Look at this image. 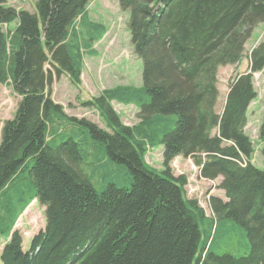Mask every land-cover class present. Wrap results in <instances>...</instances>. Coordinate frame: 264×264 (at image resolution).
Wrapping results in <instances>:
<instances>
[{"label": "trees", "instance_id": "obj_1", "mask_svg": "<svg viewBox=\"0 0 264 264\" xmlns=\"http://www.w3.org/2000/svg\"><path fill=\"white\" fill-rule=\"evenodd\" d=\"M89 2L36 0L30 13L0 0V88L20 97L0 133L1 264H264V169L251 162L245 132L264 33L215 111L217 70L239 65L264 24V0H118L142 84L82 102L110 132L66 115L48 91L53 72L79 86L83 56L97 55L92 46L106 28L88 17ZM111 101L135 105L139 121L123 125ZM259 139L264 144V114ZM157 145L159 172L144 161ZM178 156L191 158L200 178H221L226 201L209 198L211 218L185 196L186 176L172 174ZM34 199L46 226L23 251L13 227ZM235 234L247 253H221Z\"/></svg>", "mask_w": 264, "mask_h": 264}, {"label": "rangeland", "instance_id": "obj_2", "mask_svg": "<svg viewBox=\"0 0 264 264\" xmlns=\"http://www.w3.org/2000/svg\"><path fill=\"white\" fill-rule=\"evenodd\" d=\"M35 1L7 0V5L17 10L24 9L30 13H35ZM87 12L91 21L98 22L106 28L104 36L92 46L97 55L83 56V70L79 86H75L67 74L63 73L59 78H56L53 72L52 82L48 87V91L52 101L59 104L66 115L85 118L95 123L99 128L110 132L99 111L94 107L83 106L82 102L98 97L103 90L114 88L118 85L140 86L142 84V61L133 52L127 28L128 15L121 10L118 0H90L87 5ZM9 27L13 28L14 25L12 24ZM263 33L264 24H259L245 44L243 58L240 60L239 65H225L218 68V97L215 104L217 113L222 110L226 92L232 78L237 73H244L248 70V53L261 41ZM49 67L48 64L45 65L46 70ZM253 81L257 97L249 108L245 130L251 140L254 141L255 150L257 149L253 155V162L256 167L264 169L262 153L264 144L259 139L262 116L264 114V69L253 75ZM19 100L20 97L12 91L10 86H1L0 133L3 122L13 117ZM111 106L123 125L129 127L139 121L137 118L138 110L135 105H124L111 101ZM162 149V145L149 148L144 156L145 162L156 172L161 171L163 167ZM170 166L174 176H178L180 173L186 174L187 181H189L185 186L186 196L189 199H196L210 217L209 197L220 196L224 199L222 190L218 188L220 178L210 181L200 179L198 177V169L194 167L191 158L177 157L171 162ZM44 212L45 207L39 202L33 201L18 218L14 230H17L22 236V250L27 251L30 247V238L39 231L44 230ZM198 225L201 233V247L204 245L206 233L201 221H198ZM241 238H237V234L229 236L225 239L229 245H222L220 252H228L235 256L244 255L247 251L243 245L240 246L239 240ZM3 242V238L0 237V250ZM192 264H195V260H193Z\"/></svg>", "mask_w": 264, "mask_h": 264}]
</instances>
